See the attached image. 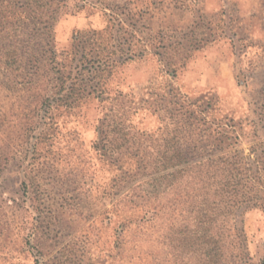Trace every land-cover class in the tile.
<instances>
[{
	"label": "rangeland",
	"instance_id": "obj_1",
	"mask_svg": "<svg viewBox=\"0 0 264 264\" xmlns=\"http://www.w3.org/2000/svg\"><path fill=\"white\" fill-rule=\"evenodd\" d=\"M0 1V264H200L192 217L151 194L155 154L144 168L126 154L162 149L146 138L169 88L256 118L264 0H36L29 25ZM112 104L122 124L105 135ZM243 229L264 264V211Z\"/></svg>",
	"mask_w": 264,
	"mask_h": 264
},
{
	"label": "trees",
	"instance_id": "obj_2",
	"mask_svg": "<svg viewBox=\"0 0 264 264\" xmlns=\"http://www.w3.org/2000/svg\"><path fill=\"white\" fill-rule=\"evenodd\" d=\"M19 1L18 11L29 25L38 3ZM27 28L22 35L28 37ZM22 43L28 46L26 40ZM166 94L168 99L159 105L168 116L160 138H146L162 142V149L150 153L137 148L126 157L144 168L155 154L154 162L162 165L164 186L151 194L172 196L170 208L192 217L200 264H248L243 216L253 209L264 211V98L254 110L256 118L243 125L233 118L214 116L209 105L173 88ZM111 106L98 128L105 135L122 124ZM117 162L122 166L126 159Z\"/></svg>",
	"mask_w": 264,
	"mask_h": 264
}]
</instances>
